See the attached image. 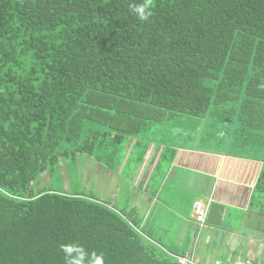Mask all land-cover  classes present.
I'll use <instances>...</instances> for the list:
<instances>
[{"label": "trees", "instance_id": "obj_1", "mask_svg": "<svg viewBox=\"0 0 264 264\" xmlns=\"http://www.w3.org/2000/svg\"><path fill=\"white\" fill-rule=\"evenodd\" d=\"M142 2L0 0V264H65L69 243L105 264H177L136 211L72 184L79 158L116 170L134 138L142 161L157 125L185 140L156 175L202 131L238 132L264 161V0H151L140 21Z\"/></svg>", "mask_w": 264, "mask_h": 264}, {"label": "crops", "instance_id": "obj_2", "mask_svg": "<svg viewBox=\"0 0 264 264\" xmlns=\"http://www.w3.org/2000/svg\"><path fill=\"white\" fill-rule=\"evenodd\" d=\"M155 132L146 134L153 142L140 143V147L148 146L142 161L139 141L131 139L124 144H130V149H125L121 166L113 171L84 155L83 163L99 172L89 167L88 172L82 171V191L95 194L101 203L118 211H136L140 232L150 230L165 248L194 264L217 260L264 264V190L258 189L264 161L248 158L249 146H244L238 132L220 136L222 132L216 130L215 138L211 136L206 144L200 141L202 131L195 137L194 148L179 149L172 164H162L156 175L165 146L179 142L171 139L168 130L157 128ZM152 181L155 184L150 187ZM197 201L205 203L208 213L211 203L225 207L221 226H209L207 219L201 226L195 220Z\"/></svg>", "mask_w": 264, "mask_h": 264}, {"label": "clouds", "instance_id": "obj_3", "mask_svg": "<svg viewBox=\"0 0 264 264\" xmlns=\"http://www.w3.org/2000/svg\"><path fill=\"white\" fill-rule=\"evenodd\" d=\"M132 10L140 21H148L153 15L151 0H143L142 3L135 5ZM260 87L264 88V85ZM61 251L64 253L65 264H105L102 254H97L96 252L89 253L79 243L61 245Z\"/></svg>", "mask_w": 264, "mask_h": 264}, {"label": "rangeland", "instance_id": "obj_4", "mask_svg": "<svg viewBox=\"0 0 264 264\" xmlns=\"http://www.w3.org/2000/svg\"><path fill=\"white\" fill-rule=\"evenodd\" d=\"M157 128H159L160 127V125L158 126H156ZM203 128H201V130H202ZM199 130V129H198ZM182 132H185V130H183ZM190 132V131H189ZM192 132H194V131H192ZM204 133H205V131H204ZM181 137H185V135H181ZM177 140V139H176ZM183 140H185V139H183V138H181V139H178L177 141H179L180 143L183 141ZM203 143V142H202ZM83 158V157H82ZM82 158H79V162H78V170L79 171H76V173H75V178L76 179H74V180H72V184H73V186H75V187H77V188H80V189H82V186L84 185L83 184V176H82V171L83 172H86V170H87V172H88V167L89 168H92V169H94V172L96 173V172H99V168H97V167H95V168H93V167H91L89 164H84L83 163V160H82ZM98 174V173H97ZM104 177V176H103ZM103 177H99V179H101V178H103ZM64 178H65V180H66V182H67V184L69 183V177H68V172H67V168L66 169H64ZM110 179H112V178H110ZM37 189L40 191L42 188H48L49 187V176L47 175V174H45V176L43 175L42 176V178L40 179V181H39V183L37 184ZM140 205V204H139Z\"/></svg>", "mask_w": 264, "mask_h": 264}, {"label": "built area", "instance_id": "obj_5", "mask_svg": "<svg viewBox=\"0 0 264 264\" xmlns=\"http://www.w3.org/2000/svg\"><path fill=\"white\" fill-rule=\"evenodd\" d=\"M194 214H195V217L198 215L200 219V220H197L198 223H200L201 226H204L206 224L208 211L202 202L197 201L195 203ZM177 259H178V264H193L188 258L177 257ZM214 264H223V263H221L220 261H216Z\"/></svg>", "mask_w": 264, "mask_h": 264}, {"label": "water", "instance_id": "obj_6", "mask_svg": "<svg viewBox=\"0 0 264 264\" xmlns=\"http://www.w3.org/2000/svg\"><path fill=\"white\" fill-rule=\"evenodd\" d=\"M224 211H225L224 206L217 203H211L209 206L207 224L209 226H214V227L221 226V221L223 218Z\"/></svg>", "mask_w": 264, "mask_h": 264}, {"label": "bare ground", "instance_id": "obj_7", "mask_svg": "<svg viewBox=\"0 0 264 264\" xmlns=\"http://www.w3.org/2000/svg\"><path fill=\"white\" fill-rule=\"evenodd\" d=\"M201 202V201H200ZM203 203V202H202ZM204 204V206L206 207V205H205V203H203ZM194 207H195V204H194ZM209 214V213H208ZM194 218H195V220L197 221V220H200L199 219V217H198V215L195 217V214H194ZM198 222V221H197ZM200 224V223H199ZM201 225V224H200ZM184 258H188V257H184ZM193 264H194V262L190 259V258H188ZM217 261H219V260H217ZM216 261H214L213 262V264L215 263ZM221 262V261H220ZM221 263H223V262H221ZM223 264H225V263H223Z\"/></svg>", "mask_w": 264, "mask_h": 264}]
</instances>
